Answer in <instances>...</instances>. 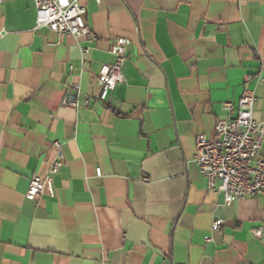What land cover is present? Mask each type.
Instances as JSON below:
<instances>
[{
	"label": "crops",
	"instance_id": "1",
	"mask_svg": "<svg viewBox=\"0 0 264 264\" xmlns=\"http://www.w3.org/2000/svg\"><path fill=\"white\" fill-rule=\"evenodd\" d=\"M80 2L94 40L37 30L34 0H0V264H264V195L225 206L194 160L246 89L264 122V0ZM119 38L124 80L101 102ZM54 160V197L28 200Z\"/></svg>",
	"mask_w": 264,
	"mask_h": 264
},
{
	"label": "built area",
	"instance_id": "2",
	"mask_svg": "<svg viewBox=\"0 0 264 264\" xmlns=\"http://www.w3.org/2000/svg\"><path fill=\"white\" fill-rule=\"evenodd\" d=\"M94 1L98 5L102 0ZM36 9V29L46 28L58 35L59 38L74 37L94 40L93 34L86 21V8L80 0H34ZM127 41L117 39L109 49L114 56L113 64L101 67L97 83L101 88L99 100L106 102L110 94L123 82V66L127 60ZM89 49L82 50L83 63H87ZM81 88L79 85L66 84V93L62 105L71 109L80 108ZM257 99L253 90L246 89L238 105L232 102L223 104L227 117L219 120L215 137L211 140L200 134L196 138L194 160L199 168L201 177L206 182L208 192L224 196L225 206L234 202L264 195V122L257 121L254 109ZM84 105H90L85 100ZM56 149L60 143H54ZM63 166L62 160H54L44 175L32 178L26 198L35 200L44 194L55 195L54 176ZM96 175L102 177L101 169L97 168ZM149 182V178L143 179ZM223 226L222 220L214 221L212 231H218ZM252 236L259 241L264 250V223L251 230Z\"/></svg>",
	"mask_w": 264,
	"mask_h": 264
}]
</instances>
